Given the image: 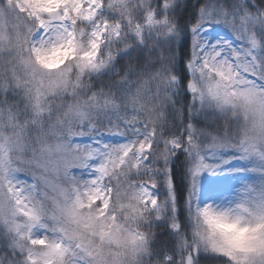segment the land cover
Listing matches in <instances>:
<instances>
[{"label":"snow or ice","instance_id":"1","mask_svg":"<svg viewBox=\"0 0 264 264\" xmlns=\"http://www.w3.org/2000/svg\"><path fill=\"white\" fill-rule=\"evenodd\" d=\"M5 3L9 12L23 16L22 21L14 19L8 29L5 55L12 58L14 65L13 86L34 99L39 114L56 113L54 101L61 95L72 98L66 109L79 105L86 110L91 100L81 102L79 98L85 76L105 66L102 48L108 35L111 33L116 40L121 36L119 21L98 20L105 0H5ZM86 22L94 25L90 33H86ZM4 28L5 24H0V30ZM252 45L253 51L247 53V58L254 67L261 68L259 74L247 69L242 72L239 61L244 54L230 49L227 43L213 45L205 56L198 57L197 72L207 80L210 99L231 112L239 123L236 138L214 140L209 152L222 153L227 148L241 157L257 150L264 152V142L255 145L257 150L253 151L240 132L241 125L250 118L243 111L246 105L259 103L264 110V61L254 54L256 42ZM225 49H230V54H225ZM189 88L203 100V90L191 84ZM66 109L56 115L50 128H41L37 135L39 143L33 153L38 155H34L33 163L41 172L33 175H39L43 188L35 183L16 182L7 175L0 181V211L6 214L5 224L12 237L0 241V264H23L17 262V256L24 257L27 264H109L112 254L106 253L105 248L114 247L113 237L127 230L138 237L137 242L149 241L155 233L140 230L151 223L154 214L156 220L162 219L157 214L161 211L160 200L150 191L155 181L151 178L143 184L131 181L142 167L151 164L154 152L157 159L167 161L175 155L179 161L184 154L181 150L191 152L199 148L192 135L183 140L161 138L157 143L153 128L147 137L134 144L111 151L105 146V156L94 165L92 178L77 180L69 173L74 166L90 161L94 152L72 142L83 133L84 125L70 119ZM79 116L83 118L82 114ZM31 123L17 117L10 131L0 132V170L13 171V153L26 150L25 132ZM52 138L56 142H51ZM54 149L59 158L55 168ZM125 152L124 163L116 168L115 162ZM219 170L200 156L192 170L193 187L196 177L203 172ZM49 171L54 174L52 179L45 175ZM131 193L136 194L134 198H130ZM132 204L137 206L138 214L132 211ZM40 223H47L59 238L34 235ZM133 224L137 226L135 230ZM169 227L180 230L178 223ZM184 245L183 264H206L208 256L223 258L224 264H264V203L250 206L241 203L234 210L198 204L192 217L191 240L185 237ZM144 254L138 253V257L142 260Z\"/></svg>","mask_w":264,"mask_h":264},{"label":"rangeland","instance_id":"2","mask_svg":"<svg viewBox=\"0 0 264 264\" xmlns=\"http://www.w3.org/2000/svg\"><path fill=\"white\" fill-rule=\"evenodd\" d=\"M109 9L98 12L97 17L99 21L104 19L109 20L110 23L119 21L122 25L121 36L119 40L110 33L106 38L107 42L102 48V57L105 60V66L99 70L104 69L110 64V62L119 54L124 52V49L110 48L108 45L114 41H120L125 33L130 30L132 34L139 40L145 34L151 33L158 28L168 31L169 25L166 19V15H157L155 11L149 10L142 24L137 21H127L122 17L117 6L122 0H110ZM240 4L238 11H230L227 8L221 6L216 2H210L203 6L198 12L197 22L190 26V34L192 36V56L187 62L186 68L188 73L187 88L189 85H195L198 90H203V100L200 96L195 95L199 107L211 108L213 111L222 114L227 117V121L231 120V129H234L229 133L230 138H236L238 135V129L235 119L232 117L231 112L227 111L220 105L215 104L207 93V80L201 76L197 69L199 67L198 57H203L211 50L213 45H223L227 43L230 49H236L241 51L244 55L241 56L239 66L241 71L247 69L250 72L259 74L260 67H254L252 62L247 58V53L253 51L252 42L255 41L254 54L259 61H264V36L261 37L257 34V31L264 26V12L258 8L247 9V6L251 4L250 0H237ZM170 5L169 1L163 3V10H166ZM155 13V18H152V14ZM22 21L23 16L9 12L5 0H0V24H5V28L0 30L3 35H0V62H2L7 56L5 55L8 29L12 27L13 20ZM86 33H90L91 28L94 26L92 22H86ZM83 27V25H82ZM128 29V30H127ZM127 30V31H126ZM41 35H45L41 32ZM45 38L47 36L45 35ZM86 39L88 36L86 35ZM230 49H225V54H230ZM109 55L111 59L109 60ZM98 70V71H99ZM72 103L69 100L64 104L65 108ZM66 111L69 113V118L75 120L78 123L84 125V131L82 134L77 135L72 141L80 146H87L94 152L93 158L81 164L74 166L69 173L70 177H74L77 180L87 181L90 180L94 174V165L102 162V158L105 156V146H108V150L122 147L126 144H134L139 139L145 138L148 132L152 129L146 126H140L137 124L118 122L113 114V104L107 98H101L95 102H91L86 105V110L79 105H72ZM243 111L250 116L247 124H242L240 128L241 138L248 139L250 146H253V151L257 149L254 147L264 142V110L261 109L259 103H253L246 105ZM82 114L83 118L79 115ZM55 121V120H54ZM54 121L45 123L42 128H50ZM13 118L0 113V132L7 129L11 130V124ZM38 134H32L29 130L25 132L27 140L25 141L26 150L21 152H14L13 171L5 172L0 170V181H3L5 175L8 178L13 179L16 182L32 185L37 184L38 187L43 188V184L39 179V175L34 176L33 172L39 174L40 169L36 168L33 163L34 154L33 149L38 147ZM215 135L206 133L205 136H200L194 141V144H198L199 148L194 149L189 154V175L190 184L187 194V206L190 211V217H192L195 208L199 204L203 206L206 203L212 204L218 209L234 210L237 205L243 203L246 205H258L264 203V152L257 150L254 154L248 157H241L235 151L225 148L222 153L215 151L209 152V145L216 140ZM224 137L218 140L222 141ZM51 142H56L55 138H52ZM54 154L52 156L53 168L59 165V158ZM125 152L121 155L118 161L115 162V167L119 168L121 163H124ZM200 156H203L206 162H210L217 165L220 170L215 173L203 172L195 179V187H193L192 170ZM17 157H19L17 159ZM145 168L147 171L145 172ZM111 171V168L109 169ZM168 169L165 170L167 172ZM165 173L155 166V163L151 161L150 165H145L140 169L131 182H139L143 184L149 178L155 181V187L150 189L151 193L159 198L161 211L157 214L163 215V205L167 204L171 200L170 194V181ZM49 179L54 177V174L49 171L45 174ZM162 183L163 187L167 191L165 198L159 197L158 184ZM135 193L130 194V198L135 197ZM130 203V201H129ZM132 211L138 214V208L135 204L131 205ZM170 213H168L169 215ZM153 215V218H155ZM171 219H173L170 214ZM6 214L0 211V224H2L8 232L10 229L5 224ZM156 219V218H155ZM174 221H171L172 224ZM132 229H136V225L133 224ZM144 232L143 230H140ZM34 235L48 236L50 239H58L59 237L53 234L52 228L47 223H40L34 229ZM12 239V237H11ZM138 237L134 233H129L127 230L120 236L113 237L111 243L114 247H106L105 252L112 254V260L109 264H153L149 260L148 249L144 248L142 242H137ZM19 243V242H17ZM145 253L142 260L138 257V253ZM23 264H27L24 257L19 256ZM20 262V261H19Z\"/></svg>","mask_w":264,"mask_h":264},{"label":"trees","instance_id":"3","mask_svg":"<svg viewBox=\"0 0 264 264\" xmlns=\"http://www.w3.org/2000/svg\"><path fill=\"white\" fill-rule=\"evenodd\" d=\"M170 5L163 10V3ZM247 9L258 8L264 12L262 0H250ZM110 0H105V9ZM210 2H216L230 11H238L237 0H122L116 7L125 20L138 23L144 21L147 11L153 10L157 15H166L169 29L158 28L145 34L138 41L127 32L121 41L112 42L110 46L124 48V53L115 57L104 69L91 72L85 76L84 87L79 92L81 102H95L107 98L113 104V114L118 122L137 124L154 128L157 143L161 138H177L192 135L194 141L206 133H211L218 140L230 139L231 120L213 111L201 108L194 94L187 89L188 75L186 63L192 56V37L189 28L198 19L199 10ZM257 34L264 36V26ZM13 68L11 57L0 62V113L20 121L32 122L28 130L38 134L42 126L54 121L56 115L63 112L71 97L63 95L56 98V113L39 114L34 99L26 92L13 86ZM239 127L235 120L234 125ZM177 161L175 155L167 161L157 159L155 152L152 161L164 170L170 168V177L175 197V217L180 225L179 231L169 227V220L151 218L150 224L141 229L155 233L149 241L143 243L148 249L149 260L159 264H183L185 256L184 239L191 240V226L188 213L184 207L186 190L189 185V154L185 150ZM179 154V153H177ZM11 239L9 232L0 224V241ZM170 259L164 261V255ZM17 262L19 258H15ZM206 264H224L223 258L208 256Z\"/></svg>","mask_w":264,"mask_h":264}]
</instances>
